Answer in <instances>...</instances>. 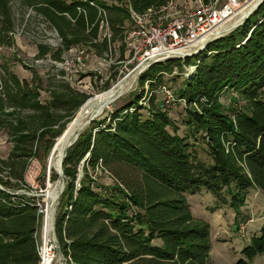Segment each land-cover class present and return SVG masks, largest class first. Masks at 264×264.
<instances>
[{"label": "trees", "instance_id": "obj_1", "mask_svg": "<svg viewBox=\"0 0 264 264\" xmlns=\"http://www.w3.org/2000/svg\"><path fill=\"white\" fill-rule=\"evenodd\" d=\"M21 1L61 37L54 51L40 45L38 57L52 52L62 61L63 52L79 44L103 56L118 35L123 54L130 28L126 22L133 25L128 6L144 13L169 0ZM11 2L0 0V43L11 39L14 28ZM102 10L112 29L110 40L100 34ZM238 30L241 39L236 38ZM184 64L193 68L176 94L188 113L187 133L181 135L154 92L165 85V74L175 67L183 72ZM145 83L152 90L149 103L137 93L135 100L94 119L67 150L66 186L55 220L66 264H212L210 223L193 214L186 195L206 190L218 207L238 211L250 189L264 192V1L233 32L193 56L153 63L139 77L142 88ZM42 90L37 72L31 81L9 72L0 89V127L12 142L8 156L0 159V264H40L35 237L40 206L33 197L13 191L27 185L26 172L42 145L51 153L55 146L59 149L64 130L91 97L66 83L50 89V98L43 102ZM227 90L241 96L243 109H225L220 97ZM193 138L207 145L209 161L199 156ZM97 169L107 171L115 184L98 183L90 173ZM242 254L245 259L239 264L264 254V225Z\"/></svg>", "mask_w": 264, "mask_h": 264}, {"label": "rangeland", "instance_id": "obj_2", "mask_svg": "<svg viewBox=\"0 0 264 264\" xmlns=\"http://www.w3.org/2000/svg\"><path fill=\"white\" fill-rule=\"evenodd\" d=\"M106 1L109 4L121 3L120 0ZM192 1L193 0H175L176 4L171 7V12L183 9L184 7L182 6H189ZM122 3L127 4L128 0H122ZM11 6L14 23V28L9 33L11 39H8L6 43H0V79L2 80V84L5 82V79H7L9 72L16 74L21 80L26 79L29 81L32 80L34 72H37L43 78L44 90L41 92V99L43 102H47L50 98V89H58L63 84L69 83L73 88L91 96L87 101L86 105H88L91 101L106 95L118 81L126 78L128 75L130 77L135 73L132 72L130 74L134 66H129L125 61H120L121 58H125L129 55L127 49L123 54L121 49H119V42H121L122 38L120 35L117 37L118 41L112 45L111 52L109 51L103 56L97 54V52L88 47V45L79 44L75 45L69 51H64L62 54V61H56L51 55L52 52L45 57H38L40 45L48 46L52 51L61 46V37L58 31L42 15L37 13L35 9L27 6L21 0H12ZM251 18L254 20L256 16L253 15ZM126 27H131L129 21L126 22ZM100 34L104 37L101 30ZM236 38H242L241 30L236 32ZM79 56L83 58V64L79 62ZM182 60L184 61V59ZM194 62L195 58L191 60V63ZM127 68H129V70ZM192 68L193 67L184 64L183 72L179 73V68L175 67L172 74L164 75V84L172 89L171 92L172 94L175 93L174 96L176 99L171 97L170 103L165 106L170 116L175 120L178 133L181 135L187 133L185 119L188 113L179 99H177L176 94H178V90L182 87L186 76L191 75L190 70H192ZM140 75L141 74H138L136 76L129 90L123 93L99 114V119L111 114L129 100H135L137 93L140 94L143 103H149L148 99L151 97L152 90L149 87V83H145L144 88H142L139 84ZM108 84H111V87L104 90L105 86ZM160 89L161 88L155 91L154 95H156V100L163 104L168 99L169 94L167 92H162ZM220 101L224 104L225 109L228 110L229 107L231 108L232 106L243 109L246 105V102L241 99V96L235 90L225 91L220 97ZM81 110L79 111L81 112ZM80 112H77V116ZM142 112L147 115L145 109H143ZM60 114L64 115V112L62 111ZM71 123L68 124L66 129ZM63 135L59 139V148ZM56 139L57 138H55V142ZM191 141L194 143L197 142L194 138L191 139ZM195 144L194 146H196L199 156L209 161L207 145H205L202 140H199L198 143ZM11 147L12 142L8 131L5 127H0V159L8 156ZM51 150L47 151L43 148V145L41 146L38 150V156L31 160L26 172L25 180L27 185L13 191L17 194H26L33 197L40 207L46 209L45 228L43 226L41 228L40 226L39 234L41 245L44 228V250H49V246L54 239L50 218L53 206L56 207L57 201L60 199H53L48 192V189L53 183L60 181V178L53 180L55 174L60 176L59 171L55 167V159L59 149L57 147L56 150L55 146V150L52 153ZM90 173L100 184L108 186L115 184L114 178L103 169H97L95 171L90 170ZM65 183L66 180L64 178V185ZM47 193L50 194V196H48L49 199L46 197ZM186 196L193 214L210 223L212 244L210 260L212 264H239L238 262L240 259H245L242 254L243 248L250 243L253 236L260 233V229L264 225V192L257 188L250 189L244 205L240 207L238 211L229 205L218 207L214 196L206 190L197 194H187ZM56 208L57 215L58 205ZM237 214H239L238 217ZM54 247L52 264H64L65 256L60 250L58 241L57 244L55 243ZM48 261L50 262V260ZM248 264H264V254L257 255Z\"/></svg>", "mask_w": 264, "mask_h": 264}, {"label": "built area", "instance_id": "obj_3", "mask_svg": "<svg viewBox=\"0 0 264 264\" xmlns=\"http://www.w3.org/2000/svg\"><path fill=\"white\" fill-rule=\"evenodd\" d=\"M254 1L193 0L189 6H182L184 8L176 12H171V7L176 4L175 0H169L166 5L161 7L149 8L144 13H139L129 5L128 9L133 25L127 29L124 38L129 55L122 61H125L129 66H134L130 74L138 72V69L140 70L138 74H141L155 62L172 58L185 59L188 56H193L203 50L211 41L232 32L240 26L245 21V13L251 9ZM101 14L100 30L104 37L110 40L112 29L107 11L102 10ZM82 59L81 56L78 57L81 64H83ZM127 69L129 70V68ZM2 87L3 84L0 79V89ZM160 90L169 94L168 99L163 104L166 109L165 105L170 103V98L175 99V93L172 94V89L165 85ZM179 101L185 103L184 99L179 98ZM39 211L42 216L35 237L41 259L40 264H45L43 245L46 209L40 207ZM55 220L54 216V225ZM40 226L41 228L44 227L41 245L39 241ZM53 232L54 239L48 250V256L51 259L49 264L53 263V248H55V243L57 244L58 241L54 229Z\"/></svg>", "mask_w": 264, "mask_h": 264}, {"label": "bare ground", "instance_id": "obj_4", "mask_svg": "<svg viewBox=\"0 0 264 264\" xmlns=\"http://www.w3.org/2000/svg\"><path fill=\"white\" fill-rule=\"evenodd\" d=\"M255 1H254L255 3H253V5H252L251 9L255 8L260 3L261 0H255ZM247 13L248 12H246L245 15H247ZM139 72H140V70L138 69V72H135L130 77L128 75L126 78L118 81V83L110 91H108L106 93V95L100 97L99 99L93 100L88 105L84 106V108L81 110L80 114L76 117V119L66 129V132L61 139L60 148L58 150V154H57V157L55 159V167L58 171L61 170L62 157H63L65 151L67 150L69 144L73 141V138L75 137V135L79 131H82V128L86 125L87 121L90 119V117L94 113L100 111L99 113L101 114V112L106 107H108L112 102H114L118 98L119 95L121 96L123 93H125L127 90H129ZM60 187H61V181H59L57 183H53L50 186V188L48 189V192L51 194V197L53 199L57 198ZM50 194H48V196H50ZM54 208H55V206H53L52 213L50 211V213H51L50 221H51V229H52V233H53V238H54V232H53V229H54ZM48 252L49 251L47 249H45V250L43 249L45 264H49L51 262V259L48 256ZM48 260H50V262Z\"/></svg>", "mask_w": 264, "mask_h": 264}, {"label": "water", "instance_id": "obj_5", "mask_svg": "<svg viewBox=\"0 0 264 264\" xmlns=\"http://www.w3.org/2000/svg\"><path fill=\"white\" fill-rule=\"evenodd\" d=\"M263 1H264V0H261L260 3H259L255 8L250 9V10L248 11L247 15H245V19H246L250 14H252V12H253L254 10H256V9L260 6V4H261ZM118 97H120V95H119ZM99 112H100V111L94 113V114L90 117V119L87 121L86 125L82 128V131L85 129V127H86L88 124H90L94 119H96V118L99 116V114H100ZM82 131H79V132L76 134V137H75L74 140L69 144L68 148H69L71 145H73V143L78 139V137L80 136V134H81ZM68 148H67V150H68ZM67 150L65 151V153H64V155H63V157H62V160H61V170L59 171V174H60V181H61V187H60L59 193H58V195H57V200L60 198V196H61V194H62V192L64 191L65 186H66V183H65V185H64V178H65L64 161H65V157H66V155H67ZM86 158H87V157H86ZM86 158L82 161V164L80 165V174H79V178H78V181H77V185H78V186H80V182H81L82 178L84 177V162H85ZM46 197L48 198V193L46 194ZM58 204H59V200L57 201L56 207H57ZM56 207L54 208V216H55V218H56V209H57ZM54 231H55V235H56V227H55V225H54Z\"/></svg>", "mask_w": 264, "mask_h": 264}]
</instances>
